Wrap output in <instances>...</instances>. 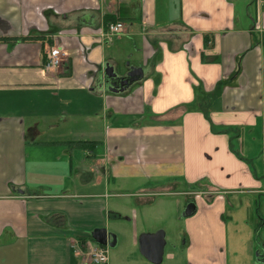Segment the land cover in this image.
<instances>
[{
	"label": "crops",
	"instance_id": "1",
	"mask_svg": "<svg viewBox=\"0 0 264 264\" xmlns=\"http://www.w3.org/2000/svg\"><path fill=\"white\" fill-rule=\"evenodd\" d=\"M107 66L144 75L115 92ZM243 201L262 236L260 0H0V264H94L100 230L106 264H255L228 245Z\"/></svg>",
	"mask_w": 264,
	"mask_h": 264
},
{
	"label": "water",
	"instance_id": "2",
	"mask_svg": "<svg viewBox=\"0 0 264 264\" xmlns=\"http://www.w3.org/2000/svg\"><path fill=\"white\" fill-rule=\"evenodd\" d=\"M141 68H131L126 74L120 75L112 66H107L105 71V80L110 90L115 92L124 91L128 86L143 78ZM126 76V77H123ZM123 79V80H122ZM122 81V82H121ZM122 85V88L120 86ZM125 85V86H124ZM195 210V205L187 206L186 212L191 214ZM95 241L104 246H114L110 242V237L106 230H100L93 235ZM141 252L152 262L161 261L162 241L155 236L146 235L141 238ZM264 264V263H261Z\"/></svg>",
	"mask_w": 264,
	"mask_h": 264
},
{
	"label": "rangeland",
	"instance_id": "3",
	"mask_svg": "<svg viewBox=\"0 0 264 264\" xmlns=\"http://www.w3.org/2000/svg\"><path fill=\"white\" fill-rule=\"evenodd\" d=\"M246 202L247 201H243V204H241V206H238L239 209H237L238 211H237V218H236L238 220V226H241V228L243 229V231H245V233L242 234L241 237L236 236L232 228L233 223L228 221L229 222L227 226L229 227L228 245L230 246L231 250L233 249L236 250L237 248L238 251L241 253L242 257L244 255H248L245 257L250 258V255H251V257L255 261L254 263L257 264L258 262H261L262 260H264V233L260 237L258 236L260 231L258 232L257 235H254L252 233L251 238L249 237L248 239V235L246 234V231L248 229V226L251 227V225H253L254 220L256 219L254 216L255 213H253L255 209V205H252L250 207V204ZM256 218L260 220V218L257 215H256ZM253 229L254 228H252V230ZM249 240H251V242ZM245 257H243L244 260H246Z\"/></svg>",
	"mask_w": 264,
	"mask_h": 264
},
{
	"label": "built area",
	"instance_id": "4",
	"mask_svg": "<svg viewBox=\"0 0 264 264\" xmlns=\"http://www.w3.org/2000/svg\"><path fill=\"white\" fill-rule=\"evenodd\" d=\"M264 4V0H260ZM125 31V25L121 21L111 22L105 29V34L109 37L117 36ZM65 53L58 47L53 46L47 53V59L44 63V70L53 73L61 67L64 61ZM89 257L94 264H106L108 261L107 247L103 245L90 246L88 250Z\"/></svg>",
	"mask_w": 264,
	"mask_h": 264
},
{
	"label": "trees",
	"instance_id": "5",
	"mask_svg": "<svg viewBox=\"0 0 264 264\" xmlns=\"http://www.w3.org/2000/svg\"><path fill=\"white\" fill-rule=\"evenodd\" d=\"M111 21L116 22L117 20L114 19L113 17H108L105 20V23H108V22H111ZM68 144L70 146H74V147L88 148L89 145L93 144V142H68Z\"/></svg>",
	"mask_w": 264,
	"mask_h": 264
},
{
	"label": "flooded vegetation",
	"instance_id": "6",
	"mask_svg": "<svg viewBox=\"0 0 264 264\" xmlns=\"http://www.w3.org/2000/svg\"><path fill=\"white\" fill-rule=\"evenodd\" d=\"M126 77V76H123ZM123 80V79H122ZM122 82V81H121ZM125 86V85H124ZM120 88H122V85L120 86ZM264 263V260H262L259 264Z\"/></svg>",
	"mask_w": 264,
	"mask_h": 264
}]
</instances>
